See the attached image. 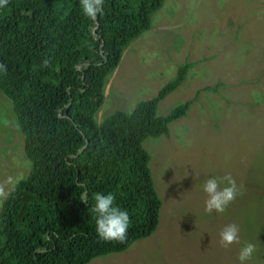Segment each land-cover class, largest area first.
I'll list each match as a JSON object with an SVG mask.
<instances>
[{"label":"trees","instance_id":"obj_1","mask_svg":"<svg viewBox=\"0 0 264 264\" xmlns=\"http://www.w3.org/2000/svg\"><path fill=\"white\" fill-rule=\"evenodd\" d=\"M165 0H104L96 20L80 0H9L0 8V90L12 102L30 171L0 211V264H89L151 236L162 199L144 146L169 134L190 99L166 114L159 103L192 63L132 111L103 119L106 87L124 50L151 28ZM49 61L47 67L44 62ZM87 192L89 201L79 197ZM112 192L131 216L124 243L101 240L95 193Z\"/></svg>","mask_w":264,"mask_h":264},{"label":"rangeland","instance_id":"obj_2","mask_svg":"<svg viewBox=\"0 0 264 264\" xmlns=\"http://www.w3.org/2000/svg\"><path fill=\"white\" fill-rule=\"evenodd\" d=\"M187 62L184 80L158 105L166 115L194 99L187 114L144 141L162 199L157 229L89 264H241L247 243L256 251L246 264H264V0H165L124 50L98 119L154 97ZM31 164L0 90V180L18 182ZM228 173L239 193L224 213L209 214L203 183ZM230 223L240 226V242L223 247Z\"/></svg>","mask_w":264,"mask_h":264},{"label":"clouds","instance_id":"obj_3","mask_svg":"<svg viewBox=\"0 0 264 264\" xmlns=\"http://www.w3.org/2000/svg\"><path fill=\"white\" fill-rule=\"evenodd\" d=\"M9 0H0V8L7 7ZM82 12L91 20H96L103 13L104 0H80ZM45 67L49 61L44 62ZM7 65L0 63V72L7 74ZM223 185V186H222ZM18 184L9 176L0 180V205L7 201L16 191ZM203 191L206 193L205 211L212 213H224L227 207L236 199L239 188L235 178L228 173L223 177H209L203 183ZM79 199L85 204L89 198L87 192H82ZM95 204L92 211L96 214V233L101 240L124 243L127 240L128 229L131 224V216L127 209L116 204L115 194L112 192L94 194ZM240 242V226L230 223L220 231V244L228 247ZM256 251V245L247 243L239 253V261L246 264Z\"/></svg>","mask_w":264,"mask_h":264}]
</instances>
